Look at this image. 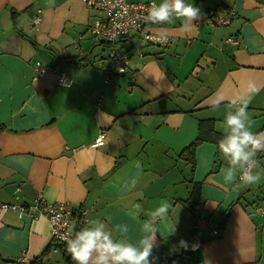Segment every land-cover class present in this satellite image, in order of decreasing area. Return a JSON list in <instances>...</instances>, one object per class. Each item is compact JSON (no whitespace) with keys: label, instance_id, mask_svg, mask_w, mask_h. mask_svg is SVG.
<instances>
[{"label":"crops","instance_id":"crops-1","mask_svg":"<svg viewBox=\"0 0 264 264\" xmlns=\"http://www.w3.org/2000/svg\"><path fill=\"white\" fill-rule=\"evenodd\" d=\"M185 2L202 13L191 32L181 31L182 20L149 22V31L174 40L145 47L127 72L108 76L109 45L92 33L96 14L84 0H0V264L48 249L45 260L63 264L45 215L20 217L1 207L40 197L69 202L74 229L98 218L114 238L115 226L127 225L133 240L146 213L167 200L172 208L158 222L154 264L176 254L170 264H264V213L257 211L264 152L256 157L262 179L254 185L239 174L224 182L228 165L214 141L198 146L194 169L180 156L200 121L223 132L228 104L213 110L210 98H248L249 81L257 87L248 103L251 130L264 133V0ZM227 9L234 12L229 24L210 23V10ZM230 35L240 44L227 43ZM36 61L62 70L71 83L58 84L56 72L37 75ZM102 131L104 143L93 146ZM194 182L203 196L195 211L183 202ZM135 205L140 219L130 215ZM181 239L187 249L179 248Z\"/></svg>","mask_w":264,"mask_h":264},{"label":"clouds","instance_id":"clouds-1","mask_svg":"<svg viewBox=\"0 0 264 264\" xmlns=\"http://www.w3.org/2000/svg\"><path fill=\"white\" fill-rule=\"evenodd\" d=\"M53 2L54 0H48L49 6ZM146 11L145 21L153 24H173L176 20H182L181 31L184 33L191 32L193 22L202 15L199 7L186 3L185 0H161L159 4L153 0ZM157 35L160 42H167V33L161 32ZM256 91L255 83L249 81L248 98L241 94L231 98L216 94L215 99L210 98L209 103L213 110L218 109L224 102L228 104L223 136L218 141V150L228 165L222 169L224 182L228 184L234 183L238 174L240 182L245 185L258 184L262 179L261 172L254 169L257 168V154L264 152V133L251 130V116L248 112L251 94ZM171 208L169 201L161 200L158 207L147 212V219L140 225L142 235L138 240L129 238L127 225H116L114 231L118 238H114L113 231L108 230L102 220H89L67 239V251L76 264H154L157 258L152 252L157 246L158 222L167 218ZM141 211V206L135 205L130 215L140 219ZM174 232L175 226L170 234ZM178 244L179 248H188V242L183 239Z\"/></svg>","mask_w":264,"mask_h":264},{"label":"built area","instance_id":"built-area-1","mask_svg":"<svg viewBox=\"0 0 264 264\" xmlns=\"http://www.w3.org/2000/svg\"><path fill=\"white\" fill-rule=\"evenodd\" d=\"M84 1L96 14V19L90 25L92 33L109 45L110 64L108 66V76L127 72L131 56H143L145 47H167L174 40L172 36L168 35L166 43L160 42L158 33L149 31L146 28L149 22H146L144 17L147 14V8L153 0ZM233 16L234 12L230 9L224 11L210 10L208 13L209 21L212 25L229 24ZM33 20L38 23L40 16H36ZM225 41L235 46L240 44L239 38L234 35L228 36ZM35 71L37 75H42L46 72H56L57 83L60 85H68L72 81L63 71L58 70L55 66L45 65L41 61H36ZM102 100L103 95L100 96L99 103ZM104 138L105 132L102 131L92 145L103 144ZM1 207L16 211L20 217L36 218L39 215H45L50 223L52 239L55 242L53 248L56 250L67 248L66 241L75 232L72 223L73 207L69 202H48L40 197L32 203L4 202ZM257 211L264 213V204L258 206ZM213 232L218 234L219 230L214 229ZM32 259L23 251L18 258L6 264H32Z\"/></svg>","mask_w":264,"mask_h":264},{"label":"trees","instance_id":"trees-1","mask_svg":"<svg viewBox=\"0 0 264 264\" xmlns=\"http://www.w3.org/2000/svg\"><path fill=\"white\" fill-rule=\"evenodd\" d=\"M222 136H223V132H218L214 128V123H210L208 120L200 121V131L198 136L192 142H190L186 147H184L180 156L183 157V159H185L189 163H191L192 168L194 169L197 164L196 150L198 146L204 141H212V142L214 141L218 143V141L222 138ZM202 198H203L202 184L201 182H194L189 197L183 200V202L189 209L195 211L196 207L201 202ZM62 249H64L63 264H76V262L71 258V255H69L67 248H62ZM48 251H50V249H48L40 256L33 258L32 264H56V263H51L48 260H45L44 257L45 255L48 254Z\"/></svg>","mask_w":264,"mask_h":264},{"label":"water","instance_id":"water-1","mask_svg":"<svg viewBox=\"0 0 264 264\" xmlns=\"http://www.w3.org/2000/svg\"><path fill=\"white\" fill-rule=\"evenodd\" d=\"M61 71H62V70H61ZM0 124H1V123H0ZM79 229H80L79 226H76L75 231H77V230H79ZM69 255H70V254H69ZM176 255H178V254H176ZM176 255L168 257L167 260H166V262H165V264H170V262L172 261V259H174V257H176Z\"/></svg>","mask_w":264,"mask_h":264}]
</instances>
